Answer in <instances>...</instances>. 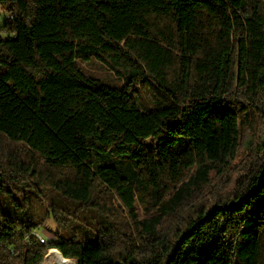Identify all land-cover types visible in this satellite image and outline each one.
<instances>
[{
	"label": "trees",
	"instance_id": "16d2710c",
	"mask_svg": "<svg viewBox=\"0 0 264 264\" xmlns=\"http://www.w3.org/2000/svg\"><path fill=\"white\" fill-rule=\"evenodd\" d=\"M0 8V264H264V0Z\"/></svg>",
	"mask_w": 264,
	"mask_h": 264
},
{
	"label": "rangeland",
	"instance_id": "374dc122",
	"mask_svg": "<svg viewBox=\"0 0 264 264\" xmlns=\"http://www.w3.org/2000/svg\"><path fill=\"white\" fill-rule=\"evenodd\" d=\"M8 15V12H6L5 10L0 8V23L3 22L4 17ZM258 119V124L255 125L256 126V130H246L243 132V143H242V148L240 149L241 151V156L244 155L245 158H247L248 160V156H250L251 152V146L249 145V140H253V141H258V139L256 140V134L258 133V128L262 127V123L260 122V118ZM264 141V138H263ZM254 142H252L251 145H253ZM4 146V145H3ZM254 153V151H252ZM252 153V154H253ZM261 155V154H260ZM264 155V154H263ZM245 160V159H244ZM235 187V180L232 178L229 181H227L226 186L223 187V191H227V190H232ZM2 196V195H1ZM39 196V195H37ZM37 196L34 194H29V199H30V203L34 204L37 203ZM211 198V195L209 193L206 192V194L203 196V202L206 201L208 202V200ZM1 202H0V209H4L6 208V203L4 202V200L2 198ZM28 201H24V204H27ZM49 229L52 232H56L58 231V225L52 220L49 219L46 223H45V228H43L46 232H48L50 235H52L49 231L46 230ZM42 232V230H41ZM43 233V232H42ZM44 234V233H43ZM45 235V234H44ZM46 240H48L51 244L50 245H45V244H37L35 246H29L27 247L26 251H25V257H24V264H43V260L45 259V256L49 253L50 249H53L55 247H51L55 244L56 240L54 238L49 239L46 235H45ZM52 240V241H51ZM50 246V248H48ZM58 248H65L67 250H70L71 253V257H73L74 259H72L73 261L76 262V264H80V259H81V252H80V247L79 246H59ZM69 252V251H68ZM76 259V260H75ZM43 261V262H42Z\"/></svg>",
	"mask_w": 264,
	"mask_h": 264
},
{
	"label": "bare ground",
	"instance_id": "6f19581e",
	"mask_svg": "<svg viewBox=\"0 0 264 264\" xmlns=\"http://www.w3.org/2000/svg\"><path fill=\"white\" fill-rule=\"evenodd\" d=\"M43 264H67L63 255L56 249H50L45 256Z\"/></svg>",
	"mask_w": 264,
	"mask_h": 264
},
{
	"label": "built area",
	"instance_id": "2783aa9c",
	"mask_svg": "<svg viewBox=\"0 0 264 264\" xmlns=\"http://www.w3.org/2000/svg\"><path fill=\"white\" fill-rule=\"evenodd\" d=\"M13 15L8 13V15H6L4 18H7V19H12ZM34 235L36 236V238L39 240V242L41 244H45V245H50L51 243L46 240L45 238V235L42 233V232H35Z\"/></svg>",
	"mask_w": 264,
	"mask_h": 264
},
{
	"label": "crops",
	"instance_id": "0c3cea01",
	"mask_svg": "<svg viewBox=\"0 0 264 264\" xmlns=\"http://www.w3.org/2000/svg\"><path fill=\"white\" fill-rule=\"evenodd\" d=\"M43 233H44L49 239H52V238H53V236L50 235L49 233H47V232H45V231H43Z\"/></svg>",
	"mask_w": 264,
	"mask_h": 264
}]
</instances>
